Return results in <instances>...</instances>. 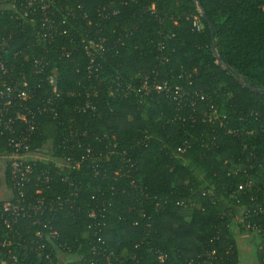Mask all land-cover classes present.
<instances>
[{"label": "trees", "instance_id": "1", "mask_svg": "<svg viewBox=\"0 0 264 264\" xmlns=\"http://www.w3.org/2000/svg\"><path fill=\"white\" fill-rule=\"evenodd\" d=\"M27 1L0 7V90L27 93L3 116L68 166L38 162L21 186L44 208L8 234L19 264H239L235 230L264 264V0H55L48 39Z\"/></svg>", "mask_w": 264, "mask_h": 264}, {"label": "built area", "instance_id": "2", "mask_svg": "<svg viewBox=\"0 0 264 264\" xmlns=\"http://www.w3.org/2000/svg\"><path fill=\"white\" fill-rule=\"evenodd\" d=\"M5 1L8 0H0V3H4ZM54 6L55 0H28L27 5L21 11L23 19L31 18L37 12L41 14L40 28L42 33L41 37L43 39H48L55 32L53 25L54 22L52 19ZM0 48L4 49V44H1ZM34 65L39 66V62L35 61ZM5 72V67L0 61V74H4ZM48 82L52 85L53 92H56L57 86L55 77L51 76L48 79ZM22 86L25 87L26 84L23 83ZM147 86L146 82H144V88ZM152 88L157 92H164L175 101H179L180 98L184 96L182 89L177 88L172 90L166 83H154ZM26 98L27 93L25 91H20L14 87L4 85V88L0 90V139L3 138L5 145L9 148L8 152L0 153V264H19V258L12 254L11 250L8 249L12 244L11 240L8 238V234H11L12 227L21 219L35 218L40 216L43 211L44 199L42 197L25 198L24 192L21 191V186L30 181V176L34 173L35 164L38 162L43 163L52 161L57 168L68 166V161L66 160H52L44 153L34 152L30 149L28 141L33 127L28 123L24 114L17 112L12 116H3L4 114H8L9 108L14 106L17 100H25ZM27 114L31 115L29 111H27ZM210 118L214 120L219 119L217 115H212ZM221 118L225 119V116H222ZM17 121L26 123L28 125V129L23 131L18 127H14L13 123ZM40 154L46 158L42 159L38 156ZM60 161L62 163L61 165L58 163ZM43 174L45 175V181H47V172H44ZM7 177L12 182H16L15 185L18 187L16 197L14 196L11 188H9L6 184ZM36 180L39 181L40 177H37ZM43 183L45 184V182ZM251 184V179H247L245 187L248 188ZM45 188L46 187L44 186L40 187L39 190L37 189L35 191V194L40 195ZM247 217L248 215L246 214L244 217L239 219V222L243 225L244 229L247 231L259 232L258 227L252 225L247 220ZM35 236L41 239V234L39 232H37ZM53 236V234L47 235L45 237V242L50 238L53 239ZM19 246V243L16 242L14 248H19ZM56 258L57 264H63L68 257L66 254H63L61 250H59L56 254Z\"/></svg>", "mask_w": 264, "mask_h": 264}, {"label": "rangeland", "instance_id": "3", "mask_svg": "<svg viewBox=\"0 0 264 264\" xmlns=\"http://www.w3.org/2000/svg\"><path fill=\"white\" fill-rule=\"evenodd\" d=\"M5 6L7 5L0 3V7L3 8ZM41 154L38 156L41 157L42 159H45L46 157H43ZM58 163L60 165L62 164L61 161ZM243 235L244 233H239L238 230H235V239L239 246L238 247L239 264H258L257 253H256L257 239H254L253 241L244 240L243 242L241 240V237Z\"/></svg>", "mask_w": 264, "mask_h": 264}, {"label": "water", "instance_id": "4", "mask_svg": "<svg viewBox=\"0 0 264 264\" xmlns=\"http://www.w3.org/2000/svg\"><path fill=\"white\" fill-rule=\"evenodd\" d=\"M198 7H200L199 3L197 2V0H192ZM201 14H202V17H204L205 21L207 22L208 24V27H209V30H210V37H211V40H210V47H211V51L213 53V55L216 57L217 61L220 63V59L218 58L217 54H216V51H215V46H214V37H215V28L213 26V24L208 20V18L206 17L205 13L203 10H201ZM241 85L243 87H245V84L244 82L242 81L241 82ZM249 91H252V92H256L254 90H251L249 89Z\"/></svg>", "mask_w": 264, "mask_h": 264}, {"label": "crops", "instance_id": "5", "mask_svg": "<svg viewBox=\"0 0 264 264\" xmlns=\"http://www.w3.org/2000/svg\"><path fill=\"white\" fill-rule=\"evenodd\" d=\"M255 238L251 235H243L242 237H241V240L244 242V240H249V241H253ZM244 244H246V243H244ZM236 245H237V248L239 247L238 246V244H237V242H236Z\"/></svg>", "mask_w": 264, "mask_h": 264}]
</instances>
